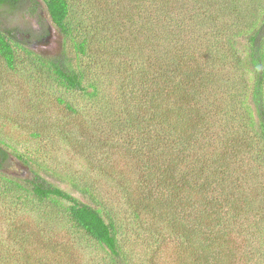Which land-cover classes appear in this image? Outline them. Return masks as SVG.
<instances>
[{
    "label": "trees",
    "instance_id": "obj_1",
    "mask_svg": "<svg viewBox=\"0 0 264 264\" xmlns=\"http://www.w3.org/2000/svg\"><path fill=\"white\" fill-rule=\"evenodd\" d=\"M100 1L0 0V57L13 68L14 47H22L70 98L58 97L70 114L77 102L105 111L114 133L125 137L130 175H114L102 165L108 160L87 159L92 175H66L76 196L0 138L2 179L34 197L44 219L64 215L104 251L101 264H136L119 213L137 235L173 241L172 264H264V0ZM18 13L25 31L2 22ZM92 13L96 25L87 32ZM32 20L36 41L48 36L50 24L60 33L57 55L25 47ZM101 26L135 42L113 50L115 66L103 60L107 46L91 48L94 35L109 33ZM91 61L119 73L115 86L108 79L111 98L87 73ZM49 132L78 153L93 146L55 124ZM14 160L28 176L6 177ZM101 180L115 185L118 216ZM155 251L146 264H157Z\"/></svg>",
    "mask_w": 264,
    "mask_h": 264
},
{
    "label": "rangeland",
    "instance_id": "obj_2",
    "mask_svg": "<svg viewBox=\"0 0 264 264\" xmlns=\"http://www.w3.org/2000/svg\"><path fill=\"white\" fill-rule=\"evenodd\" d=\"M103 6L98 0L95 6ZM97 16L92 13L89 23L86 22L87 32L92 25H96ZM22 15L9 14L2 22L6 26H17L25 31L21 24ZM33 24L31 41L25 44L27 49L42 56H55L62 49V38L56 28L50 24L49 39L36 41L40 34ZM104 29V26H101ZM105 30V29H104ZM28 31V30H27ZM93 36L92 49L109 50L107 55L100 56L106 61L110 60V66H115L119 57L113 52L118 46L125 47L131 41L129 36L120 41L110 33L116 29L105 30ZM22 38V34L20 35ZM132 45L135 42L132 41ZM131 44L127 49L131 48ZM15 63L13 68L7 67L0 57V138L12 148L30 156L36 163H41L46 168H37L51 182L70 193L79 196L66 180V175H92L87 169L86 160L92 163L99 160L108 170H113L114 175L124 170L130 175L131 169L126 160L129 158L122 148L125 137L116 134L111 128L110 121L106 119L105 111H100L91 103L77 102V112L70 114L66 108V100L60 102L58 97L69 100L70 98L52 80L50 74L36 63L35 55L29 54L22 47L15 46ZM97 52V51H96ZM98 53V52H97ZM100 56L98 61H100ZM87 61L88 58H85ZM101 63L91 61L87 73L95 75L102 81L104 93L110 98L112 89L108 79L113 81V86L119 73L106 67L97 66ZM116 74L114 76L113 74ZM93 106V107H92ZM63 128L70 137H77L84 141L93 139V146L78 153L70 145H65L60 136H53L50 130L53 125ZM85 140V141H86ZM84 141V142H85ZM33 166V164L31 165ZM3 172L6 177H26L29 175L27 166L21 162H14L5 167ZM0 175V264H101L104 251L97 244L84 235L78 234L66 217H59L57 221L44 219L39 216L42 207L34 197L20 189L5 183ZM106 191L109 189L111 199H107L109 205L118 216L121 201L116 196L114 184L100 181ZM108 187V188H107ZM121 228L126 234L124 243L132 250L136 264H146L150 252L154 247L157 251L155 260L157 264H172L175 244L168 237L164 242H153L155 237L147 232L137 235L133 232L130 222L121 219Z\"/></svg>",
    "mask_w": 264,
    "mask_h": 264
},
{
    "label": "water",
    "instance_id": "obj_3",
    "mask_svg": "<svg viewBox=\"0 0 264 264\" xmlns=\"http://www.w3.org/2000/svg\"><path fill=\"white\" fill-rule=\"evenodd\" d=\"M49 38H50V35H48L46 39H49Z\"/></svg>",
    "mask_w": 264,
    "mask_h": 264
}]
</instances>
